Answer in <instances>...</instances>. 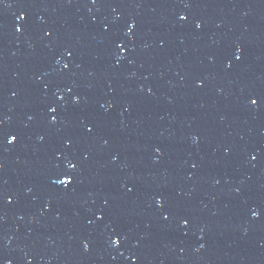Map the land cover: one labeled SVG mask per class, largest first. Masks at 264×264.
I'll use <instances>...</instances> for the list:
<instances>
[{"label":"water","instance_id":"obj_1","mask_svg":"<svg viewBox=\"0 0 264 264\" xmlns=\"http://www.w3.org/2000/svg\"><path fill=\"white\" fill-rule=\"evenodd\" d=\"M0 121V264H264V0H0Z\"/></svg>","mask_w":264,"mask_h":264},{"label":"snow or ice","instance_id":"obj_2","mask_svg":"<svg viewBox=\"0 0 264 264\" xmlns=\"http://www.w3.org/2000/svg\"><path fill=\"white\" fill-rule=\"evenodd\" d=\"M94 2H95V0H94ZM25 18H26V13H23V12H22L21 15H20V19H25ZM180 19L183 21V20H186L187 17L182 15V16L180 17ZM201 26H202V25H201L200 23H197V24L195 25V27H196L197 29L201 28ZM134 28H135V23L133 22V23L129 26V28H128V32L126 33V35H129V36H130V35L132 34ZM22 29H23V26H20V27H17V28H16V31H17V32H21ZM118 47H119V45H118ZM121 50H123V49H121ZM68 55L71 57V56L73 55V53H72V52H69ZM235 59H236V60H240V59H241V56H240V55H237V56L235 57ZM229 67H231L230 64H229ZM63 68L66 69V70H67V69H70V63H65V64L63 65ZM69 91H71V89H69ZM258 100H259V97H258L257 99H253V100H251V104H252L253 106H256V107L258 108V107H259ZM73 102L76 103V104H78V103H79V97H74ZM48 110H49V112H51V113H56V112H57V109H56L55 107H50ZM56 120H57V117H56V116H53V117H52V122L55 123ZM2 123H3V121H0V124H2ZM86 130H87V132H88L89 134H91V133L93 132L94 129H93L92 127H87V126H86ZM17 139H18L17 135H10V139L8 140V143L11 144L13 141H16ZM41 139H43V138H41ZM69 143H70V142H69ZM65 159H66V162H67L68 172H67V173H62V174H61V175H64V176H65V179H63V180H61V179H57L55 182H56V183H59V184H64L65 186H67L68 184H71V183L74 182V181H73V174L75 173V170H76V168L78 167V165L72 163V160L69 159V158H67V157H66ZM253 159H255V157H253ZM194 167H195V165H194ZM128 191L131 192L132 189H128ZM156 202H157V204H160V203H161V200L158 198ZM98 219H103V217H102V216H99ZM165 219H167V216H165ZM184 223L187 224L188 221L185 220ZM113 243H119V241L116 240V241H113ZM85 247H87V245H86Z\"/></svg>","mask_w":264,"mask_h":264}]
</instances>
